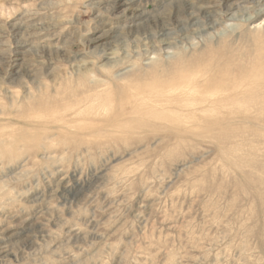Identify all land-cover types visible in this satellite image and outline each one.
Segmentation results:
<instances>
[{
    "label": "rangeland",
    "instance_id": "obj_1",
    "mask_svg": "<svg viewBox=\"0 0 264 264\" xmlns=\"http://www.w3.org/2000/svg\"><path fill=\"white\" fill-rule=\"evenodd\" d=\"M0 264H264V0H0Z\"/></svg>",
    "mask_w": 264,
    "mask_h": 264
},
{
    "label": "bare ground",
    "instance_id": "obj_2",
    "mask_svg": "<svg viewBox=\"0 0 264 264\" xmlns=\"http://www.w3.org/2000/svg\"><path fill=\"white\" fill-rule=\"evenodd\" d=\"M134 1V0H133ZM253 2V1H252ZM116 5V4H115ZM188 5V4H187ZM189 6V5H188ZM194 7V6H192ZM202 7V6H201ZM209 7V6H208ZM207 7V8H208ZM110 8V7H109ZM203 8V7H202ZM189 10V9H188ZM199 9H197L198 11ZM203 11V10H202ZM262 12V11H261ZM195 13V12H194ZM210 13V12H209ZM145 14V13H143ZM189 14H191L189 12ZM207 14V13H206ZM141 15V14H138ZM187 15V14H186ZM195 15V14H194ZM208 15V14H207ZM143 16V15H142ZM150 16V15H149ZM189 16V15H188ZM185 17V16H184ZM235 17V16H234ZM191 19V18H190ZM194 19V17H193ZM257 19V18H256ZM255 20V19H253ZM182 22V21H181ZM251 22V20H250ZM140 23V22H139ZM163 23V22H162ZM143 24V22H142ZM193 24V23H192ZM195 24V23H194ZM216 24V23H215ZM139 25V24H138ZM144 25V24H143ZM228 26V25H227ZM216 27V26H215ZM179 28V27H177ZM222 28V27H221ZM162 29V28H161ZM180 29V28H179ZM194 29V28H193ZM200 29V28H199ZM219 31V30H218ZM181 32V30H180ZM183 32V31H182ZM174 33V32H173ZM150 34V33H149ZM162 34V33H161ZM155 37V34H153ZM160 35V34H159ZM165 35V34H164ZM167 35V34H166ZM184 36V35H183ZM114 37V35H113ZM119 37V36H118ZM150 37V36H149ZM153 37V38H154ZM162 37V36H161ZM160 37V38H161ZM115 38V37H114ZM167 38V37H166ZM152 39V38H151ZM155 39V38H154ZM157 39V38H156ZM164 39V38H163ZM171 39V38H170ZM173 39V38H172ZM118 40V39H117ZM159 40V39H158ZM157 40V41H158ZM161 41V40H160ZM165 44V43H164ZM201 45V44H200ZM202 46V45H201ZM170 47V46H169ZM167 49V47H166ZM154 52V51H153ZM171 52V51H170ZM113 58V57H111ZM204 60V59H203ZM118 61V60H117ZM211 62V60H209ZM217 61V60H216ZM109 62V61H108ZM115 62V61H114ZM215 62V60H214ZM164 63V62H163ZM199 63V62H198ZM201 63V62H200ZM209 63V62H208ZM221 63V62H220ZM116 64H118L116 62ZM170 64V63H169ZM184 64V63H183ZM205 64V63H204ZM136 65V64H135ZM189 65V64H188ZM198 65V64H197ZM162 66L160 64H158L155 67H148V68H144V71H141L140 67H136L134 69V76H137V78H135L134 83L132 84L133 86H135V90L130 91L129 94L125 95L126 98L130 97L132 98V102L133 104L129 105V113L131 114V110H139V108L144 109H151L153 111H164L165 109H167V107L171 104L169 102H174L177 99H185V98H190V97H195V93L198 92V90H208L211 88L213 81L216 79L214 76V72L216 70V66H214L212 63L210 65H206V66H202L199 67L197 66L194 70H192L190 73V75H185L184 76H178V73H175V76L171 77L172 73L170 71H160L157 72L156 70H158V68ZM184 66V65H183ZM172 67V66H171ZM177 67V66H176ZM165 68H169V67H165ZM177 69V68H176ZM218 69V68H217ZM186 70V69H185ZM190 70V69H189ZM221 70V69H220ZM187 71V70H186ZM152 72V76H156V77H152V78H147L148 74ZM121 73V72H120ZM124 73V72H122ZM221 73V72H220ZM118 77H120V75H117ZM150 76V75H149ZM170 77L167 78V82L164 83L161 77ZM218 76V75H217ZM122 77V76H121ZM125 77V76H124ZM242 78V77H241ZM169 79V80H168ZM150 80V82L152 83H148ZM138 81V83H137ZM132 88V87H131ZM160 89H173L175 90V92L170 95L165 97L164 95H168L170 93H166V94H162L159 93ZM145 91L151 92L153 95V99L152 101H150L148 98H144V97H138V96H134L140 93H143ZM226 94L225 93H218V97H224ZM134 96V97H133ZM202 99V98H200ZM163 100V101H160ZM160 101V102H159ZM165 102L167 103L168 106L165 105ZM150 105H155L157 107L160 108H155L153 106ZM137 108V109H136Z\"/></svg>",
    "mask_w": 264,
    "mask_h": 264
}]
</instances>
